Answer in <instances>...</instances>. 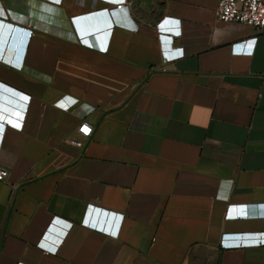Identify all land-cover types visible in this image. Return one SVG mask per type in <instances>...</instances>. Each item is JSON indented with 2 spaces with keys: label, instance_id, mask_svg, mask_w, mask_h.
<instances>
[{
  "label": "crops",
  "instance_id": "crops-1",
  "mask_svg": "<svg viewBox=\"0 0 264 264\" xmlns=\"http://www.w3.org/2000/svg\"><path fill=\"white\" fill-rule=\"evenodd\" d=\"M216 1L0 0V264H264V32Z\"/></svg>",
  "mask_w": 264,
  "mask_h": 264
},
{
  "label": "built area",
  "instance_id": "built-area-1",
  "mask_svg": "<svg viewBox=\"0 0 264 264\" xmlns=\"http://www.w3.org/2000/svg\"><path fill=\"white\" fill-rule=\"evenodd\" d=\"M215 13L217 18L221 21L244 23L252 26L258 32H264V0H217ZM91 132V124L83 119L76 126L75 133L68 136V141L74 145L83 146L84 139L88 137ZM6 175L7 169L0 167V179H4ZM242 235V233L235 232L224 234L228 239L223 238V245L234 247L251 243V241H244ZM259 240L253 242H264L263 238H260Z\"/></svg>",
  "mask_w": 264,
  "mask_h": 264
},
{
  "label": "water",
  "instance_id": "water-1",
  "mask_svg": "<svg viewBox=\"0 0 264 264\" xmlns=\"http://www.w3.org/2000/svg\"><path fill=\"white\" fill-rule=\"evenodd\" d=\"M95 16V18H93ZM100 20L98 17V13H93V14H88L84 17L83 21V28L87 32L91 33H98L100 29ZM8 31V25L5 24L4 22L0 21V47L3 45L4 40L6 38ZM7 102V95L5 93L0 92V106L2 107L1 103Z\"/></svg>",
  "mask_w": 264,
  "mask_h": 264
},
{
  "label": "snow or ice",
  "instance_id": "snow-or-ice-1",
  "mask_svg": "<svg viewBox=\"0 0 264 264\" xmlns=\"http://www.w3.org/2000/svg\"><path fill=\"white\" fill-rule=\"evenodd\" d=\"M18 126V125H17Z\"/></svg>",
  "mask_w": 264,
  "mask_h": 264
}]
</instances>
